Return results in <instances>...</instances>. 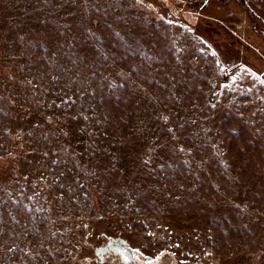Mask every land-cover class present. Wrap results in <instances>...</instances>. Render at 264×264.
Here are the masks:
<instances>
[{"label": "rangeland", "instance_id": "1", "mask_svg": "<svg viewBox=\"0 0 264 264\" xmlns=\"http://www.w3.org/2000/svg\"><path fill=\"white\" fill-rule=\"evenodd\" d=\"M222 1L0 0V264H264V0Z\"/></svg>", "mask_w": 264, "mask_h": 264}, {"label": "trees", "instance_id": "2", "mask_svg": "<svg viewBox=\"0 0 264 264\" xmlns=\"http://www.w3.org/2000/svg\"><path fill=\"white\" fill-rule=\"evenodd\" d=\"M242 1V4H243V0H241ZM222 3V5L224 4H226V6L227 5H230V3H232V0H224V1H222L221 2ZM244 5V4H243ZM229 16V24H231V31H232V33H233V35L237 38V39H240V38H242V40H246V42H249L248 41V39H250L251 37H252V34L250 33V31L248 30V31H244L243 33H241L240 31H241V28L240 27H237L236 25L237 24H235L234 23V21L231 19V15H228ZM258 17H261V16H258ZM236 20V19H235ZM255 20V19H254ZM253 20V22L255 23V25H253V27L254 28H252L253 30H254V32H256V33H260L263 29H261L260 27H258L257 26V24H256V20L254 21ZM195 25H198V24H194V25H192L193 26V28H194V26ZM210 27H212V26H210ZM234 28V30H232ZM249 28H250V25H249ZM251 29V30H252ZM260 29V30H259ZM196 31H197V29H195ZM252 30V31H253ZM209 34V33H208ZM246 37V38H245ZM254 40H256V39H254ZM251 46H253L254 48H255V50H256V56H257V58L259 57V56H261L260 57V62L258 61V63L256 62V60L253 62V61H251V60H249V59H247V57L246 56H244L243 54H241V53H239V51L238 50H235L240 56H239V58L241 59V61L243 62V63H245V64H248V65H250V66H252V67H258V65L259 66H261L260 64L262 63V64H264V58L262 57V54L264 53V50H262V47H260V46H258L257 44L256 45H252L251 44V42L249 43V47L251 48ZM212 47H214V44H213V42H212ZM256 63H257V65H256ZM222 66L224 67V69H228L229 68V64L226 62V61H224V62H222ZM258 68H260V67H258ZM262 71H261V73H263V76H264V67H263V69H261ZM103 250V249H102ZM101 249H99L98 250V252L97 253H99V252H101L102 251Z\"/></svg>", "mask_w": 264, "mask_h": 264}, {"label": "flooded vegetation", "instance_id": "3", "mask_svg": "<svg viewBox=\"0 0 264 264\" xmlns=\"http://www.w3.org/2000/svg\"><path fill=\"white\" fill-rule=\"evenodd\" d=\"M15 167L19 168V165H15ZM104 251L106 252L112 251L115 256L120 257L119 260L125 259L126 261H128V264H130V262L131 263L135 262L139 264L141 261L139 255L132 249L128 248L127 244L122 240H118L113 245H107V247L104 248ZM146 264H153V263L148 262Z\"/></svg>", "mask_w": 264, "mask_h": 264}, {"label": "water", "instance_id": "4", "mask_svg": "<svg viewBox=\"0 0 264 264\" xmlns=\"http://www.w3.org/2000/svg\"><path fill=\"white\" fill-rule=\"evenodd\" d=\"M98 216H99V217H102V214H101V213H98Z\"/></svg>", "mask_w": 264, "mask_h": 264}]
</instances>
